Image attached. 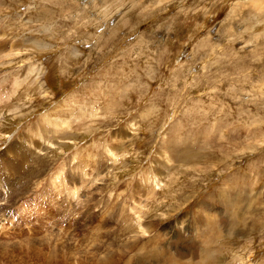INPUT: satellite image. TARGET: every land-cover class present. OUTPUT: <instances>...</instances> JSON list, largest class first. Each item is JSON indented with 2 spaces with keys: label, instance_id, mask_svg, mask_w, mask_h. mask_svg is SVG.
<instances>
[{
  "label": "rangeland",
  "instance_id": "374dc122",
  "mask_svg": "<svg viewBox=\"0 0 264 264\" xmlns=\"http://www.w3.org/2000/svg\"><path fill=\"white\" fill-rule=\"evenodd\" d=\"M0 264H264V0H0Z\"/></svg>",
  "mask_w": 264,
  "mask_h": 264
},
{
  "label": "bare ground",
  "instance_id": "6f19581e",
  "mask_svg": "<svg viewBox=\"0 0 264 264\" xmlns=\"http://www.w3.org/2000/svg\"><path fill=\"white\" fill-rule=\"evenodd\" d=\"M37 79H38V78H37ZM47 120H48V119H47ZM47 120H45V122H47ZM37 122H38L39 124H43V120H42V118L39 119V121H37ZM34 125H36V124H34ZM34 125L31 127V131H30L29 133L31 134V136H34V135H35L34 138L36 139V136L38 137L40 134H39V130H38V128H36ZM37 126H39V125H37ZM43 126H44V124H43ZM48 132H50V131H48ZM35 143H36V142H35ZM36 144H37V143H36ZM18 145H19V144H18ZM25 145H26V144H25ZM28 145H29L30 148H33V143H29ZM14 146H15V145H14ZM22 146H24L23 143H22ZM17 147H18V146H17ZM22 148H23V147H22ZM26 148H27V146H26ZM10 149H11V147H10ZM20 149H21V148H20ZM18 150H19V147H18V149L16 150V152H17ZM21 150H22V149H21ZM23 150H24V148H23ZM23 150H22V151H23ZM26 151H27V150H26ZM26 151L24 150V152H26ZM12 152H13V151H12ZM14 152H15V149H14ZM16 152H15V153H16ZM18 152H19V151H18ZM18 152H17V153H18ZM24 152H22V154H23ZM20 154H21V152H20ZM25 154H27V152H26ZM28 154H29V153H28ZM23 155H24V154H23ZM23 155H22V156H23ZM110 155H111V154H110ZM16 156H17V155H16ZM17 157H18V156H17ZM27 157H29V156H27ZM29 158H30V157H29ZM14 159H15V158H14ZM17 159H18V158H17ZM15 160H16V159H15ZM15 160H14V161H15ZM25 160H26V159H25ZM25 160H24V161H25ZM6 161H7V160H6ZM6 161H5V162H6ZM10 161H11V160H10ZM16 161H18V160H16ZM29 162H30V161H29ZM37 163H38V162H37ZM13 164H14V162H13ZM25 164H26V162H25ZM18 165H20V164H18ZM33 165H34V164H33ZM10 168H11V167H10ZM14 168H15V167H14ZM12 169H13V168H12ZM19 175H20V174H19ZM157 179H158V178H157ZM157 182H160V181L158 180ZM13 183H14V182H13ZM154 186L157 187V184H155ZM22 215H23V214H22ZM200 221H201V220H200ZM99 261H100V260H99ZM103 262H104V261H103ZM94 263H95V262H94ZM104 263H105V262H104Z\"/></svg>",
  "mask_w": 264,
  "mask_h": 264
}]
</instances>
